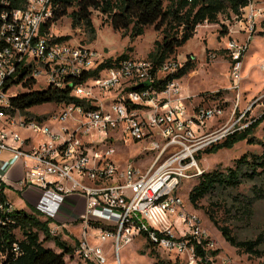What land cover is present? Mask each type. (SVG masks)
Returning <instances> with one entry per match:
<instances>
[{
  "label": "built area",
  "instance_id": "obj_1",
  "mask_svg": "<svg viewBox=\"0 0 264 264\" xmlns=\"http://www.w3.org/2000/svg\"><path fill=\"white\" fill-rule=\"evenodd\" d=\"M242 1L246 6L237 14L229 11L224 23L228 31L224 52L229 59L230 90L235 94L224 120L225 110L219 105H190L175 80L161 91L154 89L155 83L181 67L175 60L154 67L149 60L126 59L104 67L106 60L90 48L56 42L50 29L43 31L53 17L52 0H0V155L9 156L0 163V191L2 187L16 193L37 191L33 210L42 220L53 222L52 237L60 233L55 220L63 203L73 197L84 199V213L78 220L82 234L73 246V258L80 263L108 264L102 244L110 241L114 264H120V248L137 237L182 256L184 264L210 260L207 236L198 217L184 209L179 191L184 181L197 180L204 173L197 164L200 153L251 124L244 122L245 112H237L239 91L243 58L256 29L262 30L264 7L254 0ZM21 72L26 77L15 83ZM81 77L86 78L74 84ZM30 80L36 89L70 87L72 96L88 105L61 106L58 118L52 119L64 122L77 113L81 120L75 128L53 132L43 119L13 109L10 98L27 91L23 84ZM140 84L147 85L132 89ZM12 89L18 92L12 94ZM107 94L112 98L105 110L97 103L99 96ZM11 127L40 139L34 144L31 137H22ZM109 131H118L128 142L149 143L155 156L146 171L132 164L120 169L112 160L111 146L96 150L97 145L83 140L92 133L105 140ZM17 164L24 174L8 185L7 173ZM11 210L10 204L6 212ZM196 247L206 253L203 262L196 256Z\"/></svg>",
  "mask_w": 264,
  "mask_h": 264
},
{
  "label": "rangeland",
  "instance_id": "obj_2",
  "mask_svg": "<svg viewBox=\"0 0 264 264\" xmlns=\"http://www.w3.org/2000/svg\"><path fill=\"white\" fill-rule=\"evenodd\" d=\"M171 1L166 0V7ZM257 6L264 7V0H254ZM71 9L66 16L55 21L50 27V34L55 37L68 36L65 41L71 45H82L95 51L99 57L108 60L126 53L128 58L137 60H147L148 54L153 50L154 43L161 41L163 26L146 27L143 35L130 39V30L127 32L114 31L110 25L109 19L98 11H92L91 25H80L72 27V20L69 17ZM230 12L220 14L216 23H203L195 28L193 37L181 48L176 50L172 56L173 60L181 64L187 57H192L194 69L179 80H175L182 96L189 97V104L219 105L225 110L224 120L227 119L235 102V94L230 90V79L228 72L229 59L224 52V44L227 38V28L224 23L229 19ZM232 22L229 21V26ZM259 29L253 34L249 44V50L244 57V71L240 83V104L237 112H245V120L250 121L249 126L258 124L253 132V137L264 141V40L260 36ZM131 48V51L128 50ZM37 90L36 87H33ZM24 90L19 91L21 93ZM17 89H12V94L17 93ZM112 95H101L98 97L99 104L105 110L108 109V100ZM60 107L53 104H47L35 107L28 111L30 117L42 118L52 128L53 132H60V128L66 127L73 129L81 118L77 113H73L70 118L64 122L52 120L58 118ZM224 120L216 123V128L221 126ZM22 137H31L36 144L40 137L19 129L11 127ZM84 141L91 142L96 150L111 146L114 150L112 160L123 169L127 164L146 171L152 162L155 152L150 151L151 146L148 142H128L121 137L118 131H109L107 138L91 134V138H84ZM93 141V142H92ZM104 144H100V143ZM206 152V151H205ZM200 153L197 158V164L205 173L214 170L225 172L232 168L234 161L242 155H259L262 149L257 145H249L240 142L234 145L232 149H222L216 153ZM197 180L184 181L179 191V195L184 202V209L195 214L201 224V229L205 232L209 242V251L216 252V255L210 257L212 264H264V257H251L241 253L231 247L224 241L220 233L214 227L209 219V215L217 221L219 226H226L238 240H254L258 236L264 238V200L252 204L249 215L241 214L244 204L251 199V189L253 186L259 187L264 183V175L256 177L254 180H242L236 189L218 190L210 196L200 200L196 206H192L188 200L190 190L195 186ZM9 194H15L12 189H7ZM73 199V198H68ZM28 212L32 208L25 207ZM72 230V229H71ZM18 239H22L21 234L16 231ZM82 234V227L79 225L71 233L63 232L60 229L59 237L68 244L75 246L79 242ZM42 239V236H41ZM76 240V241H75ZM92 244H97L96 240L89 238ZM110 241L102 244L106 253L108 263L114 264V251L109 247ZM55 252L59 250L53 242L44 244ZM264 249V247H263ZM150 248L142 237L135 238L130 244L123 245L118 253L120 264H154V258L150 257ZM161 259L177 264H184L182 256L174 253H167L162 250L156 251ZM75 261V262H74ZM67 264H82L77 260L67 261Z\"/></svg>",
  "mask_w": 264,
  "mask_h": 264
},
{
  "label": "trees",
  "instance_id": "obj_3",
  "mask_svg": "<svg viewBox=\"0 0 264 264\" xmlns=\"http://www.w3.org/2000/svg\"><path fill=\"white\" fill-rule=\"evenodd\" d=\"M166 0H52L53 17L43 26V31L48 32L51 25L60 18L67 15L71 9L69 17L72 20V27L80 25H91L92 11H98L109 19L114 31L127 32L130 30V39L134 40L143 35L146 27L155 25L156 29L163 26L162 39L154 43L153 50L148 54L147 60L152 62L154 67L162 65L170 60L176 50L185 45L192 37L198 25L207 22L216 23L220 14L231 11L237 14L239 10L246 6L242 0H174L166 7ZM260 36L264 40V22L261 23ZM68 36L56 38V42H65ZM128 50L131 51V48ZM130 59L126 53L116 58L105 61L104 67L112 66L122 60ZM192 57H187L184 64L172 75L166 76L163 80L154 84L157 91L163 90L166 85L174 80H179L194 69ZM96 75L95 73L92 76ZM15 83L22 82L26 77L24 72L18 73ZM86 77H81L74 81V84L84 81ZM27 91L19 93L10 98L13 109L29 118L28 111L47 104L64 106L74 104L75 106L88 105L72 96L70 87L55 89L47 87L45 89H33V82L26 81L23 84ZM258 124L248 126L243 131L230 135L221 144L215 145L206 154L216 153L222 149H232L234 145L245 142L249 145H257L262 149L259 155L244 154L234 161L232 168L225 172L217 170L203 173L197 183L190 190L188 200L192 206L207 196L212 195L218 190L236 189L247 179L254 180L256 177L264 175V141L253 137V132ZM0 191V203L3 204V211H0V264H67V261L74 257V247L61 240L59 236L52 237L49 234V225L53 222L42 220L41 217L32 209L31 212L13 209L6 212L8 206L7 198L2 187ZM252 197L244 204L243 215L251 213V206L254 202L264 200V183L261 186H253L251 189ZM209 219L220 233L221 237L231 247L241 253L251 257H264V238L258 236L254 240H238L226 226H219L212 215ZM18 231L22 239L16 236ZM42 236V239H41ZM76 241V240H75ZM47 242H53L59 250L55 252L44 246ZM77 242V241H76ZM147 247L150 248V257L154 258V264H177L171 263L160 258L156 251L159 249L151 242L146 240ZM196 256L203 260L206 253L199 248H195ZM209 258L216 255V252H208ZM204 264H212L207 260Z\"/></svg>",
  "mask_w": 264,
  "mask_h": 264
},
{
  "label": "crops",
  "instance_id": "obj_4",
  "mask_svg": "<svg viewBox=\"0 0 264 264\" xmlns=\"http://www.w3.org/2000/svg\"><path fill=\"white\" fill-rule=\"evenodd\" d=\"M243 71H244V64H243ZM243 71H242V75H243ZM8 157L9 156L6 153L1 154L0 163L2 162V160L8 159ZM23 171L24 170L21 164H17L16 166H14L7 173V177H6L7 184L8 185L16 184V182L22 178L24 174ZM4 194L7 198V201L11 204L13 209L25 210L26 212H28V210H26L25 207L29 206L33 209L36 204V200L38 198V192L35 190H27L24 191L23 193L17 192L16 194H18V196H15V194H9L8 190L6 189ZM84 209H85L84 199L78 197H73V199H67L62 205L61 211L58 215L57 220H55V223L60 226L63 232L70 234L71 231L73 232L80 225L78 220L80 216L84 213ZM72 260H76V259L72 258Z\"/></svg>",
  "mask_w": 264,
  "mask_h": 264
},
{
  "label": "water",
  "instance_id": "obj_5",
  "mask_svg": "<svg viewBox=\"0 0 264 264\" xmlns=\"http://www.w3.org/2000/svg\"><path fill=\"white\" fill-rule=\"evenodd\" d=\"M147 84H140V85H138V86H136V87H134V88H132L133 90H136V89H138V88H141V87H143V86H146Z\"/></svg>",
  "mask_w": 264,
  "mask_h": 264
}]
</instances>
